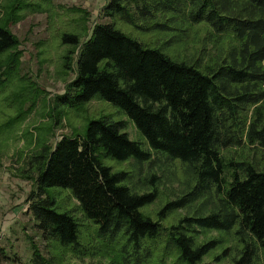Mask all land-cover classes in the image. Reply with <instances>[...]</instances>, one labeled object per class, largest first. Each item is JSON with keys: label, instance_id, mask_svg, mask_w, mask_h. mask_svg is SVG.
I'll return each mask as SVG.
<instances>
[{"label": "trees", "instance_id": "obj_1", "mask_svg": "<svg viewBox=\"0 0 264 264\" xmlns=\"http://www.w3.org/2000/svg\"><path fill=\"white\" fill-rule=\"evenodd\" d=\"M12 1L0 0V60L9 58L0 77L14 70L20 44L9 26L24 19L18 12L26 5ZM33 5V12H48ZM67 11L78 17L54 40L62 49L59 73L73 72L74 78L50 104L49 122L34 127L38 136L32 149L24 148L31 154L20 171L34 183L27 202L42 239L75 255L93 254L82 243L88 224L89 239L113 248L122 264H147L159 245L173 248L180 264H204L219 241L198 239L215 232L238 243L232 264H264V0H109L102 9L109 22L91 28L88 11ZM120 25L135 34L126 35ZM191 26L217 39L205 62L201 54L185 59L171 52V45H183L180 32ZM147 29L165 33V40L137 35ZM22 92L12 126L0 125L9 127L10 136L23 124L27 110L21 106L36 93L35 84L23 85ZM94 100L126 120H87L82 132L51 147L49 127L59 126L61 110L76 112ZM127 123L142 139L129 137ZM243 144L262 159L224 158L223 151ZM160 158L181 165L184 189L153 216L148 209L160 198L161 177L152 167ZM130 163L134 171L117 167ZM55 189L68 192L76 208L60 209L50 194ZM197 202L196 214L160 225ZM33 251L32 264H53ZM4 260L9 258L0 248Z\"/></svg>", "mask_w": 264, "mask_h": 264}, {"label": "rangeland", "instance_id": "obj_2", "mask_svg": "<svg viewBox=\"0 0 264 264\" xmlns=\"http://www.w3.org/2000/svg\"><path fill=\"white\" fill-rule=\"evenodd\" d=\"M17 1L13 0L10 3L14 5ZM19 1L26 6L22 7L18 12L24 19L9 26L12 34L19 39L20 44L16 48L17 59L15 60L14 70L10 72L9 76L0 77V125L9 121L10 127L12 126V117H15L18 109L15 106V102L22 104L20 101L24 99L23 85H30L33 82L36 87V93L43 91L45 96L39 97L34 92L32 99L27 100L21 106L27 111H23L25 113L23 124L20 129H15L13 135L10 136L11 133L9 134V127L6 124L3 126L7 128H0V248L5 251L6 256L9 258V261L4 260L0 264H32L33 249L37 250L42 258L52 261L53 264H122L115 251H110L113 248L103 249L98 242L89 239L88 235L92 238L93 234L92 228L88 224L82 234V236H85L82 243L86 248V252L91 251L93 254L75 255L69 250L60 248L54 242L44 241L41 233L35 227L36 222L29 212V203L27 202L34 183L20 176V171L26 168V156L31 154V150L26 152L24 148L26 150L29 149L30 144L32 149L37 138V132L33 131L34 127L49 122L50 115L54 114V111L50 112L52 109L50 104L55 96L63 94L66 83L74 78L73 72H70L67 77L59 73L61 72L60 54H62V49L58 48L54 40L58 34V29L61 31L65 30L66 25L70 24L73 18L78 17V15L69 14L67 10L80 8L88 11L90 13L89 28H91L95 24L109 22L102 15V9L109 0H47L48 4H45L46 0L44 2L43 0ZM33 3L40 4L48 9V12H33ZM5 4H7V1ZM118 28L128 36L131 35L127 33L128 31L135 34V30L129 26L120 25ZM184 30L186 33L181 34L180 32L183 45L180 47L171 45V52L185 59H196L201 54L202 62H205L213 52L217 39L215 37H207L203 27L191 26V28H184ZM146 31L143 32L144 34L140 33L137 35L143 40L150 42L165 40V33L153 32L149 29ZM195 31L197 33L194 35ZM7 60L9 61V58L6 57L0 60V75L7 66L5 64ZM61 111L64 118L59 126L49 127L52 133L47 135L46 140H48L51 147L62 136L70 137L73 132H82L85 128L84 123L87 120L98 119L100 116H109L114 120H126V117H122L116 108L106 102L96 100L91 101L76 112ZM250 116L251 111L246 116L247 121ZM25 130L31 134L25 136ZM127 133L131 139H142L130 123H127ZM262 153L264 157V151ZM24 154L26 158H24ZM255 154V148L247 144L223 151V156L227 160L229 158L234 160L251 158L257 162L260 161L262 157ZM117 167L125 170H135L133 163ZM152 168L161 177L160 198L148 209V213L154 216L155 211L164 202L177 197L183 192L185 179L179 163L167 165L164 159L160 158V161L156 162ZM147 171L148 167L144 165L141 168V177L139 178L142 179ZM137 181L138 179L135 180V182ZM58 190L55 189L50 192L57 206L63 210L75 209L76 202L68 192ZM198 205H200V202L193 204L192 207L184 211L175 213L165 222H160V225L168 227L179 216L196 214ZM211 239L219 241V246L203 260V263L232 264V259L236 258L239 249L236 240L230 236L211 232L202 234L198 241L204 242ZM105 251L109 252L110 256L105 255ZM224 251L226 252L225 254ZM215 257H221V261H215ZM147 264L180 263L176 260V252L173 248H165V246L159 245Z\"/></svg>", "mask_w": 264, "mask_h": 264}]
</instances>
